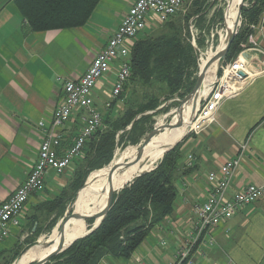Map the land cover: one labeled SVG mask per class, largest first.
Listing matches in <instances>:
<instances>
[{"label": "crops", "instance_id": "crops-1", "mask_svg": "<svg viewBox=\"0 0 264 264\" xmlns=\"http://www.w3.org/2000/svg\"><path fill=\"white\" fill-rule=\"evenodd\" d=\"M134 2L100 0L82 26L33 31L14 0H0V205L27 179L38 161L40 143L52 125L55 109L63 101L65 81L77 80L86 72ZM251 29L253 42L248 37L237 56L243 53L253 69L263 71L264 10ZM118 69L116 61L94 89L95 103L101 110L110 99ZM84 115L78 112L58 128L63 148L73 144ZM40 122H44L43 128ZM246 140L248 147L228 197L249 184L264 183V72L223 102L214 123L181 141L183 156L175 174L177 195L172 212L150 230L130 258L110 255L98 264H139L137 257L146 264H170L197 223L196 207L207 200L212 189L209 173L235 158ZM190 153L194 161L188 165ZM76 168L74 161L63 174L53 170L46 173L45 190L31 195L20 225H11L8 237L0 243V264H12L9 261L17 248L24 249L29 244L25 240L30 235L31 218L38 214L37 207L68 189ZM95 185L90 190L99 186ZM59 223L60 220L55 226ZM210 234L216 242L201 245L199 252L192 254V264H223L229 258L237 264H264V196L213 227Z\"/></svg>", "mask_w": 264, "mask_h": 264}, {"label": "trees", "instance_id": "trees-1", "mask_svg": "<svg viewBox=\"0 0 264 264\" xmlns=\"http://www.w3.org/2000/svg\"><path fill=\"white\" fill-rule=\"evenodd\" d=\"M99 1L14 0L33 31L82 26L88 21ZM195 5L201 23L212 3H208L203 8L199 1L194 2V7ZM263 10L264 0H249V5L242 8V24L230 46L226 61L234 59L241 51L242 45L247 42L252 32L251 25L259 21ZM181 14L146 30L135 39L130 53V77L124 90L111 102L106 109L107 112L102 113V126L86 142L82 157L75 160L77 168L68 189H64L54 199H48L37 207L38 214H34L31 218L30 235L25 240L26 244L36 240L45 231L54 229L56 223L63 218L68 206L71 205L70 214L72 212L73 215L77 214L79 198L88 175L94 171L90 179L105 170L121 142L124 145L126 142L137 144L146 134L153 124V117L157 111L147 114L145 112L156 110L161 104L157 90L160 93L166 92L167 98L170 99L176 93L184 96L185 92L193 89L196 78L191 79L193 74L191 69L197 68V53L194 45L182 35L179 25L175 22ZM219 14L222 18V13ZM159 28L160 33L153 34V31ZM186 35L189 38V31ZM199 45H204V39L199 40ZM138 85L152 90L146 93L143 102H139L134 92L135 86ZM156 85L158 86L155 88ZM181 90L184 92L181 93ZM140 114L141 116L136 119ZM128 126L131 128L128 129ZM119 131L123 132L119 134ZM175 139L176 137L174 141ZM181 146L182 142H179L168 151L154 169L143 173L129 184H126V181L123 188L122 185L117 187L120 190L115 192L109 209L98 227L70 243L62 252L43 264H98L110 255L130 258L146 239L150 230L173 210L177 195L175 174L183 156ZM133 148L137 147H129L124 151ZM145 166L146 164L142 168ZM126 168L127 165L123 164L122 171ZM120 169L117 175L121 173ZM94 202L95 200L92 204ZM107 203L108 196L101 204L97 203L88 218L78 223L77 229L81 234H85L94 226L97 220L95 214L102 211ZM73 217L69 216L66 220ZM45 240H40L39 244ZM21 251L22 246H19L9 263H12Z\"/></svg>", "mask_w": 264, "mask_h": 264}, {"label": "built area", "instance_id": "built-area-1", "mask_svg": "<svg viewBox=\"0 0 264 264\" xmlns=\"http://www.w3.org/2000/svg\"><path fill=\"white\" fill-rule=\"evenodd\" d=\"M185 4L186 0H135L118 29L109 39L107 46L96 55L86 72L77 80L65 81L63 101L55 109L52 125L40 143L38 161L27 179L7 201L0 205V243L8 237L11 225H20L31 195L45 189L46 173L49 170H53L56 174L65 173L76 159L82 157L86 142L102 126V111L96 106L94 95V89L99 80L111 71L114 62H119L110 99L105 102V106L109 107L111 102L122 93L130 77V53L135 39L146 30L183 13L186 8ZM249 40L253 42L251 35ZM262 72L264 70L253 69L249 59L243 53L230 61H225L219 77L208 84L206 93L200 96L187 136L198 134L214 123L223 102L237 95ZM78 112L85 113L82 117V129L73 144L63 148V136L58 128ZM39 125L42 128L45 126L44 122H40ZM247 147L248 140L241 143L239 153L235 158L226 161L217 171L209 173L208 179L212 183V189L207 200L196 207L197 223L190 230L170 264H192V254L199 252L201 245L216 242L215 237L210 234L213 227L228 220L234 213L264 196L263 183L249 184L228 197L231 181ZM187 159L188 165H191L194 155L188 154ZM136 259L139 264H146L141 257ZM223 264L237 263L229 258Z\"/></svg>", "mask_w": 264, "mask_h": 264}, {"label": "rangeland", "instance_id": "rangeland-1", "mask_svg": "<svg viewBox=\"0 0 264 264\" xmlns=\"http://www.w3.org/2000/svg\"><path fill=\"white\" fill-rule=\"evenodd\" d=\"M196 1H199V3L202 5V8L205 7L208 3H212L210 9L206 13V15H205L203 21H201V23L199 22V18H200L199 14H196V11H195L196 5L194 7V2H196ZM232 1L233 0H188V1H186V4H185L186 8H185L184 12L181 15H179V17H177L175 19V22L179 25V28L182 32V35L185 36L187 38V40H190V42L194 45V48H195L196 53H197V68L191 69V71H193L191 79H193L194 77L196 78L195 85L198 81L202 59H206V57L209 54H212V51H215L216 47L220 45L221 37L223 36V38H224L226 35V30H227L226 25H225L226 12H227L228 7L231 5ZM248 5H249V0H245L243 7L244 6L247 7ZM220 12L222 13V18H220L221 17L219 14ZM187 16H188V18H187ZM241 20H242V18H241ZM241 24L239 25V27L241 26ZM239 27H238V29H239ZM188 31L190 33L189 38L186 35L188 33ZM158 33H160V28L153 31V34H158ZM200 39L201 40L204 39V45L203 46L199 45ZM194 41H195V43H194ZM157 86L158 85H156L155 88ZM154 89H153V92H154ZM150 91H152L150 88L141 87L140 85L135 86V89H134V92H136V97L139 100V102L145 101V95L147 92H150ZM191 91L185 92L184 96H181L180 94L176 93L172 98L168 99L166 92L160 93V91L157 90V93L160 94L161 104L158 106V108L156 110H148L145 112V114H147V113H152L154 111H157V113L153 117L154 121H153V124L151 125V128L148 129L146 134L140 139V141L137 144H130L129 142H126V145H124V143L121 142L116 147V150L114 152V157H115V153L117 150L124 151V150H126V148H129V147H137L138 149H140L141 147H145V148L149 149L153 145H156L158 143V141H160L162 135L165 134V131L167 129L166 128L167 125L171 121H174L178 117V108L180 107L182 100L185 97H187L191 93ZM183 92H184V90H181V93H183ZM105 109H106V106L104 107V110H101V111L103 112V111H105ZM140 116H141V114L138 115L136 118H139ZM130 128L131 127L128 126V129H130ZM122 132L123 131H119V134ZM149 136H150V139L147 141ZM176 141H177L176 139H175V141H173V139L170 140V143H168L166 145L165 149L167 150L172 145V143L174 144ZM162 154L163 153H159L154 157V159H150L146 163V166L143 169H145L146 167L149 169L151 166L156 165V162H158L159 159H161ZM135 157L136 156L125 157L123 164H126V165L129 164L131 161H133L135 159ZM160 162H161V160L158 163H160ZM108 166L109 165H107L106 167L108 168ZM127 168H128V166H127ZM93 172H91L88 175L85 182L88 181L90 175ZM115 176L118 178L117 175H115ZM132 177H133V175L129 176V178H127L126 181H128ZM98 183L99 182H97V185H99ZM84 184H86V183H84ZM95 187H96V185H95ZM90 189H91V184H89L88 188H87L89 193L92 191ZM62 226H63V224L60 227H58V226H56L55 228L53 227L54 229H51L49 232L45 231L44 233L39 235V237L36 240L40 241L42 239H47L50 236L51 232H53L54 230L61 231ZM77 231L79 232V234H81L80 230L77 229ZM36 240H34V241H36ZM43 242L44 241H42L41 243H43Z\"/></svg>", "mask_w": 264, "mask_h": 264}, {"label": "bare ground", "instance_id": "bare-ground-1", "mask_svg": "<svg viewBox=\"0 0 264 264\" xmlns=\"http://www.w3.org/2000/svg\"><path fill=\"white\" fill-rule=\"evenodd\" d=\"M240 1L241 0H233L231 5L227 9L226 18H225V25L227 29L233 28V26L236 24L238 5ZM224 46H225V37L223 38L222 36L220 45L217 46V49L221 50ZM209 55H212V54H209ZM207 57L206 59L203 60L202 66L206 62ZM214 72H215V66H212L211 68L207 70L205 74L204 84L200 91V96H203L206 93L207 85L210 84L215 79ZM183 110H184L183 115H182L183 116L182 118L183 126L179 128L171 129V130L167 128L165 131L166 135L165 134L162 135L160 141H158L156 145H153L149 149L147 148L143 149L142 153H144V158L150 157L151 159L152 156L154 155H157L159 153H164L166 151L165 147L170 142L171 138L176 137V140H179L181 139L183 135L186 134L190 126L191 117L193 115L192 105L191 104L184 105ZM138 152H139L138 148H133V149H130L124 152L120 150L116 151L115 157L110 162L108 168L94 175L95 177L92 176L89 179V181L86 183L80 195L77 214L88 215V216L91 215L97 203H100V204L102 203V201L108 196L109 191L112 187L114 188L120 187L126 182V179L129 178V176L131 175L135 176L139 172L141 164L128 167L122 171L123 161L125 160V157L136 156ZM120 166H121V169H120ZM119 169L121 173L117 175ZM145 169H148V168L146 167ZM115 175H117L118 178ZM92 178L93 179L97 178V179L93 181L91 184L99 182L98 183L99 186L94 191H91L89 193L87 188H88L89 183L93 180ZM94 200L95 202L92 204ZM90 204H92V206L86 211V209L89 207ZM82 220L84 219H78L74 216L73 218H70L66 221L65 220L60 221L58 227H60L63 224L61 231L54 230L51 233V235L43 243H41L38 246L33 247L30 251L26 252L16 262V264H29L31 262H34L37 259L43 257L49 251L55 249L63 238L67 241V244H69L77 236L83 235V234H79V232L77 231V225ZM70 221L72 222L68 225ZM99 221H100V218H97L94 225H97Z\"/></svg>", "mask_w": 264, "mask_h": 264}, {"label": "water", "instance_id": "water-1", "mask_svg": "<svg viewBox=\"0 0 264 264\" xmlns=\"http://www.w3.org/2000/svg\"><path fill=\"white\" fill-rule=\"evenodd\" d=\"M244 2H245V0H241L239 5H238V13H237L236 24L233 26V28L227 29L226 36H225V46L221 50H218L217 47H216L215 51H212V55H209L207 57V60L204 63V65L203 66L201 65V69H200V73H199V77H198V81H197L196 85L194 86V88L191 91V93L182 100V102L180 104V107L178 108V118H176L175 121H171L167 125L166 128L171 130V129H175V128H179V127L183 126V121H182L183 116L182 115H183V112H184V110H183L184 105L191 104L192 105V111H193V114H194V112L196 111L197 106H198V102H199V98H200V91H201V88L203 87V84H204L205 74H206V72H207V70L209 68H211L212 66H215V72H214L215 73V79L219 77V75L221 73V68H222L224 62L226 61V57H227V54L229 52L230 46H231L232 42L234 41V39H235V37H236V35L238 33V27L240 25L241 18H242V7L244 5ZM253 4H254V2H253ZM197 99H198V101H197ZM191 119H192V117H191ZM135 120L132 122V124L135 122ZM187 134H188V132H186V134L183 135L181 137V139L177 140L170 148H168L163 153V155H162L161 159H159V161L163 159L164 155L168 151L172 150L179 142L183 141V139L187 137ZM149 139H150V136L147 139V141ZM144 148L145 147H141L140 149H138L139 152L137 153L135 159L133 161H131L129 164H127L128 167H132V166H135L137 164H141V166H140L139 172L135 176H133L131 179H129L126 182V184H129V183L133 182L134 179H136L137 177H139L143 173H145L147 171H150V170L154 169L155 167H157V163L159 161L156 162V165H154L153 167H151L149 169H142V167L150 160V157L144 158V153H142ZM125 185H122L121 188H123ZM119 190H120L119 188L115 189L114 187H112L110 189L109 194H108V203H107V205L104 207V209L102 211H99L98 213L95 214V217L100 218L99 223L103 219V216L107 213V211L109 209V206H110V204H111V202L113 200L115 192H117ZM70 210H71V207L68 208V210L66 211L65 215L63 216V218L60 221L66 220L69 216H75L78 219H86V218H88V215H82V214L73 215V213L70 214ZM99 223L97 225H94L93 227H91V229L89 231H87L85 234H83L81 236H77L70 243L74 242L76 239H78L80 237L86 236L87 234L91 233L93 230H95L98 227ZM35 228H36V226L34 227V229ZM44 244H46V243H44ZM69 244H67V241L63 238L59 242L58 246L55 249L49 251L43 257H41V258L37 259L36 261H34V264H43L48 259H50V258L56 256L57 254H59L60 252H62L65 248L68 247ZM38 245H39V240L33 241V242L29 243L28 245H26L25 248L22 249L21 253L16 257V259L13 261L12 264H16V262L26 252L30 251L33 247L38 246Z\"/></svg>", "mask_w": 264, "mask_h": 264}]
</instances>
